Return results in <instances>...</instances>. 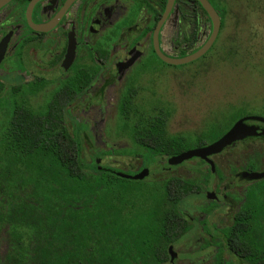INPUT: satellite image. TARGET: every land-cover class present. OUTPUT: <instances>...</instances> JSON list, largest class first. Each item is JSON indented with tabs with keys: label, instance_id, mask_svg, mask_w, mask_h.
<instances>
[{
	"label": "flooded vegetation",
	"instance_id": "af4514ba",
	"mask_svg": "<svg viewBox=\"0 0 264 264\" xmlns=\"http://www.w3.org/2000/svg\"><path fill=\"white\" fill-rule=\"evenodd\" d=\"M207 1L222 25L224 0ZM167 2L10 0L0 5V86L27 94L30 104L42 93L48 94L46 103L61 104V124L80 140L84 152H96L102 168L130 177L147 170L141 180L118 177L132 183V196L143 193V185L156 189L157 199L144 213L153 223L163 222L169 241L164 264H249L246 217L258 208L264 212V200H251L260 184L264 194V178L247 180L243 175L264 172V123L246 121L260 135L238 140L207 160L193 157L177 165L170 159L210 145L232 126L210 143L176 154L138 146L126 126L165 125L169 119L154 84L167 67L178 66L158 56L155 33L160 52L169 59L197 52L212 33L198 0H173L168 10ZM218 36L201 58L215 49ZM69 49L72 59L65 66ZM111 125L115 142L107 137ZM178 193L179 200H172ZM121 200L128 201L126 213L137 208L134 198ZM170 249L176 253L173 262Z\"/></svg>",
	"mask_w": 264,
	"mask_h": 264
},
{
	"label": "trees",
	"instance_id": "16d2710c",
	"mask_svg": "<svg viewBox=\"0 0 264 264\" xmlns=\"http://www.w3.org/2000/svg\"><path fill=\"white\" fill-rule=\"evenodd\" d=\"M225 13L223 7L220 31ZM63 110L55 101L34 108L27 94L0 86V264H164L169 241L163 222L149 217L137 225L136 214L126 213L128 201L121 199L136 189L102 168L96 152H84L61 124ZM126 126L135 144L156 154L187 149L188 139L167 136L164 124ZM263 196L256 189L251 200ZM246 224L249 264H264L261 208L247 213Z\"/></svg>",
	"mask_w": 264,
	"mask_h": 264
},
{
	"label": "rangeland",
	"instance_id": "374dc122",
	"mask_svg": "<svg viewBox=\"0 0 264 264\" xmlns=\"http://www.w3.org/2000/svg\"><path fill=\"white\" fill-rule=\"evenodd\" d=\"M224 2L227 13L215 49L205 59L167 67L166 75L155 80L157 100L164 101L169 115L165 133L188 139L185 148L199 144L203 136H209L205 141L210 143L236 116L264 118V0ZM143 99L148 100L145 95ZM47 100L48 94L42 93L31 99V105L40 108ZM107 137L117 141L114 125L107 128ZM142 189L129 197L137 206L131 210L137 225L148 219L144 211L157 199L156 189L149 185Z\"/></svg>",
	"mask_w": 264,
	"mask_h": 264
},
{
	"label": "water",
	"instance_id": "95a60500",
	"mask_svg": "<svg viewBox=\"0 0 264 264\" xmlns=\"http://www.w3.org/2000/svg\"><path fill=\"white\" fill-rule=\"evenodd\" d=\"M10 0H1L0 5L5 4ZM205 12L207 13L208 17L210 18L211 26H212V33L206 42V44L200 48L197 52L186 56L182 59H169L162 55L158 48L157 44V32L155 33L154 36V45H155V50L158 54V56L165 61L166 63L174 66H180V65H186L189 64L193 61H196L197 59L201 58L211 47L213 44L214 40L216 39L221 21L219 18L218 13L213 9V7L210 5V3L207 0H198ZM173 3V0H168L167 2V10ZM38 30H43V28H37ZM72 54V49H69L68 55H67V62L65 61V66H67L69 63H71V59H69V55ZM2 58V54L0 53V60ZM246 121H257L264 123V118L259 117V116H245L237 120L232 127L218 140L215 142L211 143L210 145L202 148H197L193 150H189L187 152L181 153L177 156H174L172 159H170L169 163L171 165H177L182 163L185 160L191 159L193 157H198L201 159L207 160L208 156L217 154L221 152L226 146L231 145L232 143H235L238 140L244 139L246 137H253V136H258L260 135V131L257 127L254 126H248L246 125ZM148 174L147 170H144L142 173L139 175H136L134 177L126 176L120 173H117L118 176L127 178V179H132V180H141L143 179L146 175ZM244 178L247 180H259L264 178V172L263 173H246L243 175ZM169 255L171 258V261L173 262L176 258V253L170 249L169 250Z\"/></svg>",
	"mask_w": 264,
	"mask_h": 264
}]
</instances>
